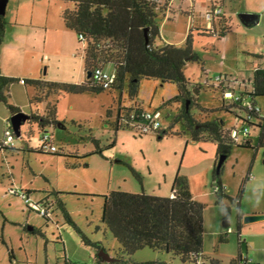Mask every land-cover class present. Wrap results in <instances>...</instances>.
I'll return each instance as SVG.
<instances>
[{"label": "rangeland", "instance_id": "374dc122", "mask_svg": "<svg viewBox=\"0 0 264 264\" xmlns=\"http://www.w3.org/2000/svg\"><path fill=\"white\" fill-rule=\"evenodd\" d=\"M248 1L264 2L227 0V10L248 12L243 11L250 8ZM206 3V0H195L194 10H191L192 0H175L177 12L170 19L160 16V23L164 20L162 31L166 38L172 43L184 44L185 34L191 29V16H194V21L206 18ZM62 8V0H11L8 3L4 14L8 22L17 15L19 20L33 19L34 22L40 20L49 24L48 28L42 25L28 26L24 34L30 41L18 47L16 54L19 61L8 62L9 70H17L20 76L27 78L32 74L38 76L43 73L62 83L81 78L78 63L82 59V43L77 34L64 27L56 29L51 26L52 21L62 23ZM235 17L228 32V40L215 38L212 42L220 51H205L197 43L196 49L202 55L205 66L191 62L185 67V75L191 82L189 87L193 91V102L199 104L192 105L191 113L201 121L206 119L204 115L209 119L219 116L229 128L239 120L237 114L245 115V112L237 106H233L230 111L201 110V107L211 109L221 106L219 92L207 87L206 79L220 72L237 74L246 70L251 61L247 46L264 52V33L257 30L261 26H254L257 28L250 30L249 27L241 26L243 24L238 20V15ZM258 25H264V22ZM36 50L47 52L40 68L36 62L40 53L36 55ZM74 53H78L77 57H74ZM209 55L214 57L207 58ZM13 86L26 99V87L19 83ZM194 87L200 88L199 91ZM27 88L31 89L29 85ZM127 89L126 82L122 90L111 88L99 93L70 92L61 96L57 110L63 125H50L47 129L52 133L60 155L28 149L1 151L0 264H66V261L78 264H118L116 261L100 260L95 246L85 243L76 226L91 241L99 242L110 256L116 257L120 244L101 221L104 205L102 195L116 189L167 195L177 172L187 177L195 198L205 205V255L197 263L194 260L184 261L165 250L144 247L129 257L125 256L129 261L123 264H231L233 260L237 264L240 254L248 255L254 264H264V218L248 223L242 219L240 228L238 210L230 198L224 197L223 203H216L213 181L218 159L217 142L206 138L193 140L183 122L173 120L181 108L180 102H172L178 93V84L154 78H142L140 81L136 100L144 109L161 112L162 129H168V134L162 137L156 131L141 134L135 127L114 130L111 123L119 106L130 107L132 103ZM51 96L50 102L54 105L58 94L53 92ZM259 104L264 109V98L259 99ZM109 110L111 117L107 114ZM6 113L12 115L0 101V142ZM27 126L26 122L21 127L22 134ZM250 128L253 146L233 144L221 172L228 196H239L240 187H244L240 195V210L244 214H251L245 213L249 210L264 211V144L259 146V132L253 126ZM28 132L33 134L35 130L29 129ZM90 135L96 137L102 147H107L115 140L113 147L105 149L106 157L100 154L74 156L85 155L95 148ZM22 136H16L15 145L23 146L25 137ZM32 141L36 145V136ZM85 162L88 166L84 165ZM25 187L32 188L30 195L35 201L46 195L57 201L56 191H60L59 197L76 226L65 217L58 204L51 207V220H46L40 213L30 210L22 197L10 192L11 188ZM224 206L231 209L226 219ZM224 220H230V225L224 226ZM229 228L232 231L226 235L227 239L221 240L218 231L225 233ZM239 237L246 241L247 247H240Z\"/></svg>", "mask_w": 264, "mask_h": 264}, {"label": "trees", "instance_id": "16d2710c", "mask_svg": "<svg viewBox=\"0 0 264 264\" xmlns=\"http://www.w3.org/2000/svg\"><path fill=\"white\" fill-rule=\"evenodd\" d=\"M64 1L70 4L62 11L65 26L73 29L77 33L79 41L85 43L83 55L87 73L98 66H110L117 72V79L111 88L122 90L124 84L128 83L127 92L133 104L130 107L119 106L115 119L111 123L114 130L118 131L125 127L137 128L139 117L136 116L132 119L130 115L133 110H136L137 113L142 110L141 104L135 102L142 78H154L162 82H176L178 84V93L172 102H180L181 108L173 120L174 122L182 121L193 140L206 138L217 142L218 159L214 168L213 181L217 197L216 203H223V198L229 197L232 204L237 207L241 228L243 213L240 210V195L241 193L243 194L244 187H240L239 196H228L221 179L222 165L218 168V162L221 155L228 156L230 154L235 143L244 147L253 146L252 138L240 142L234 140L231 134L238 127L248 125L253 126L254 129L256 128L259 132V146L263 145L264 117L254 114V120L252 122L249 121L246 117L251 114V111L242 106L239 100L225 97V89L222 85H217L214 78H207L205 85L219 92L221 106L211 109L201 107V110L207 112L218 109L230 111L233 106H237L245 112V115L242 113L237 114L239 120L231 128L226 127L224 119L219 116L209 119L207 115H204L206 119L202 121L196 119L194 114L191 113V107L193 104L198 103L196 101L193 102V91L189 87L191 82L185 75V67L188 63L197 62L201 64L203 61L202 55L196 49V44L200 43L201 48L204 47L201 41H197L195 35L205 38L206 36L217 34L218 38H220L225 34L227 28H219L218 30L214 27L203 28L198 29L197 32L191 28L184 44L178 45L172 42H165L161 35L160 16L167 9V0ZM6 24L5 15L0 14V46L4 39ZM81 34L84 39L80 38ZM205 50L207 49L205 48ZM261 57L263 65H258L254 69L252 91L248 94L258 105L260 104L257 102V98L264 97V57ZM17 80L18 78L16 77L2 74L0 67V101L8 107L11 114L20 111L18 107L9 102L10 87ZM25 83L32 87L34 92L31 97V103L37 104V102L42 100L47 101L45 108L41 111L42 113H40L39 109L38 112H31L29 119L26 121L30 125L29 129L36 127V150L53 154H59L60 150L56 152L45 151L42 149L41 143V134L48 129V126L63 125V122L57 119L56 104L58 97H56L54 105H52L50 102L52 99V97L50 98L51 94L54 92V94L62 95L84 91L99 93L102 90H106L94 83L92 75L82 84L44 81L41 79H25ZM198 86L202 87L200 84ZM194 88L197 91L200 89L198 87ZM51 89L55 91L51 92ZM58 90L62 91V93H57ZM188 101H190V104L188 103L187 107ZM107 114L108 117L112 116L110 110ZM156 132L162 137L168 134V129H160ZM22 135L24 136V134ZM89 138L95 144V148L85 155L80 156L77 154L74 156L85 157L89 154H100L106 157L104 154L105 149L115 145L114 140L107 147H102L96 137L90 135ZM0 148L13 149V147H3L2 145H0ZM84 165L88 166V163L85 162ZM133 172L136 176H139L136 171ZM26 191L30 193V190L26 189ZM58 193L60 191H56L57 201L46 195L39 202L43 203L50 212L52 211L51 207L58 204L63 210L65 217L75 225ZM102 196L104 205L101 221L120 244L116 257H113V261L118 264L128 262L129 259L125 258V256L129 257L144 247L165 250L179 256L184 261L194 260L197 263L205 255L203 251L205 205L195 198L187 177L180 172L175 174L168 195L162 196L149 194L145 191L131 192L116 189ZM28 208L34 210L31 207ZM230 213V207L224 206L225 219ZM42 216L46 220H51V216ZM76 228L85 243L94 245L97 252L102 248L99 242L91 241L77 226ZM240 228L239 234H241ZM228 233V230L225 233H221L220 239L226 240ZM239 236L241 237V235ZM240 237V247L245 245L247 247L246 241ZM243 258L240 254L237 264H240ZM99 259L102 260L101 258ZM72 263L66 261V264ZM231 264H236V261L233 260Z\"/></svg>", "mask_w": 264, "mask_h": 264}, {"label": "crops", "instance_id": "0c3cea01", "mask_svg": "<svg viewBox=\"0 0 264 264\" xmlns=\"http://www.w3.org/2000/svg\"><path fill=\"white\" fill-rule=\"evenodd\" d=\"M10 1L11 0H8L7 5H8V3ZM192 1H193V4L191 6V10H194L195 0H192ZM206 1H207V3H206V6H207L206 12L209 9H212L214 6H219L222 9L221 15L215 16V18L213 20L212 19H207V18L204 17L205 19H203V20H202V18H200L199 20L195 19V21H194V16L192 15L191 16L192 17L191 18L192 22H191L190 28H193L194 31L197 32L198 29H203V28L214 27V28H216L218 30L219 28L226 27L227 29H226L225 34L223 36H221L220 38H218L217 34L209 35V36H206L205 38H201V37L195 35V38L197 39V41H201L202 46L204 48H206L208 51L209 50H213V51H218L219 52L220 50L217 48V46L212 43L213 40L215 38H218V39H221V40H226V41L228 40V32L230 31V28L232 27L231 25H232L234 19L236 18L235 16L238 15V18H239L238 20L242 23V21H241V19L239 17L240 12H238V10H236V9H233L231 11L227 10V8H228L227 0H206ZM167 2H168L167 9L165 10L163 16H164V18L170 19L177 12V9H176V6H175V0H167ZM62 3H63L62 11H63V9L65 7L70 6V4L65 2L64 0H62ZM247 4L250 6V8L247 7L243 11H248V12H251V13H258V14H260V19H259L258 22L254 23V24H252L250 26H247L244 23H242L243 25H241V26H244V27H247V28L249 27L250 30H253V28H257V27H254V26H261L257 30L261 31V33H264V25H258L260 22H264V2H262V4H260L259 2L258 3H256V2L252 3L251 1H248ZM188 9H190V7ZM62 11H61V14H60V18L62 20V23H60L59 21H57V22L56 21H52L51 22V24H52L51 26L56 28V29H60V28H63V27L67 28V29H70V28L65 26V23H64L63 18H62ZM187 13L189 14L188 11H187ZM24 20H25V18L23 20H19V16L16 15L9 22L7 21L4 39H3V42H2V44L0 46V67H1L2 74L18 78L17 82H15L13 84L19 83V84H22V85H24L26 87V99L24 97H22L20 92H18V89H16L17 87H15V86L10 87L9 102L11 104L15 105L16 107H18L20 111H24V112H26L28 114H30L31 112H36L38 109H39L40 113H42L41 111H42L43 108H45V106L47 104V101L46 100H42L40 102H37V104L31 103V97L34 94L33 89H32V87H30L31 89L27 88V84L26 83H22L20 81V79H41V80H44V81H56V82H58V81L55 80V78H52V77L48 78V76L43 74V73L40 74V75L38 74V76L36 74H32V76L30 78H27L26 76H20L18 74L17 70L14 71V70H9L7 68V66H8L7 63L8 62L12 61L13 63H16L17 61H19V59L17 57V54H16L18 47L19 46L22 47V45H25V44L29 43L30 40L24 34V33L27 32L28 26L30 27V26L42 25L45 28L49 27V24H47V21L46 22L45 21L44 22H40V20H38V21L34 22L33 19L32 20L30 19L29 21H24ZM162 23H164V20L160 23V30H161V35L163 37V40L165 42H172L171 40H168L166 38V36L164 35V33L162 31ZM70 30L74 31L73 29H70ZM187 34L188 33L185 34V38H186ZM79 42L82 43V52L80 53L82 59L78 63L79 69H80L79 71H80L81 78H79V80L73 79V80H71L70 82H67V83L82 84V83H85L87 78H88V73H87V69H86V66H85L84 55H83V48L85 46V43H83L81 41H79ZM246 49H247V52L251 56V61L249 62L250 64H249V66L246 67V70H244V71L242 70L241 72L239 71L237 74H230V73H233V72H230V71L229 72H224V73L220 72L219 74L228 73L229 75L237 77L238 80H239V83L241 81H243L246 84H248L249 81L252 80L254 69L258 65H261V64L263 65V59H262L261 56H264V52L263 51L254 50V48L250 49L248 46L246 47ZM207 50H205V51H207ZM38 54L40 55V57L36 59L37 60L36 62L38 64H40V66H39V68H40L43 65L44 61H45V57L47 55V52L46 51H42V52L39 51L38 52L36 50V55H38ZM73 55H74V57H77L78 53H74ZM213 57L214 56H211V55L207 56V58H213ZM200 65L204 67L205 66V61L203 60ZM210 77L211 76H209L208 78H210ZM239 83H235V87L236 88L239 87V85H238ZM61 96H64V94L58 95V100H57V104H56V113H57V119L58 120H60V117L58 115L57 105L59 103V100H60ZM51 97L52 96H50V98ZM260 98H264V97L257 98V102L258 103H259V99ZM135 102L141 104L137 100ZM132 104L133 103H131V105ZM261 108H262V106H261ZM262 110H263V113H264V109L263 108H262ZM10 114H11V112H10ZM10 117L11 116H9V113H6L5 119L10 118ZM25 124H26V122L23 123L22 126L25 125ZM29 126L30 125L28 124L27 128L25 129L26 131L23 133L24 136H22V137H25L24 138L25 143L23 144V146L14 145L13 149L12 148L11 149L10 148H8V149L0 148V153H1L2 150H5V151L6 150L19 151L21 149L22 150H26V151L28 149L29 151L36 152L37 151L36 150L37 149L36 148L37 142H36V145H35V142L32 141V138H35V136H36V131L30 136V133L28 132L29 131ZM35 129H36V127L34 126L33 130H35ZM24 189L30 190V194L33 191L32 188H30V187H25ZM245 213H264V211L260 212L258 210H249V211H247ZM243 215H245L244 212H243ZM240 232H241V229H240ZM218 233H222V231H218ZM241 255L243 257H247V258L251 259L248 255H243V254H241ZM257 264H259V263H257Z\"/></svg>", "mask_w": 264, "mask_h": 264}, {"label": "built area", "instance_id": "2783aa9c", "mask_svg": "<svg viewBox=\"0 0 264 264\" xmlns=\"http://www.w3.org/2000/svg\"><path fill=\"white\" fill-rule=\"evenodd\" d=\"M222 13V9L219 6H214L212 9H209L206 12L207 19H214L215 16H219ZM81 39H84V36L80 35ZM264 57V56H263ZM93 81L103 89H110L112 85L115 83L117 79V72L108 67L98 66L92 70ZM211 78V77H210ZM215 79L216 84H221L225 89V97L232 98L234 100H239L242 106L246 107L251 111V114H248L246 117L249 121H253V115L256 114L258 116L264 117L263 110L260 105L256 104L252 98L249 97V93L252 91V80L249 81L248 84L239 80L237 77L229 75V74H218L213 77ZM207 80V79H206ZM22 83H25V79H20ZM235 83H239V87H235ZM136 116L139 117V121L137 122V129L140 133H148L151 131H158L162 129L161 123V112L159 110H148L142 108L138 113L136 110L131 112L130 117L134 119ZM251 126L244 125L243 127H238L232 131V137L235 141H246L252 137L251 135ZM16 133L13 127V123L10 118L6 119L3 138L0 142V145L3 147H13L15 145ZM53 135L50 131L46 130L41 134V143L42 149L49 152H56L60 149L53 141ZM10 192L13 195H17L22 197L26 205L36 210L41 215L51 216V212L49 209L41 202L33 200L30 193L26 191L24 188L14 189L11 188ZM173 197V195H172ZM232 231L231 228L228 230ZM78 264V263H72ZM240 264H254L252 259L247 257L243 258V261Z\"/></svg>", "mask_w": 264, "mask_h": 264}, {"label": "water", "instance_id": "95a60500", "mask_svg": "<svg viewBox=\"0 0 264 264\" xmlns=\"http://www.w3.org/2000/svg\"><path fill=\"white\" fill-rule=\"evenodd\" d=\"M7 2L8 0H0V14L3 15L6 13V9H7ZM239 17L242 21V23H244L247 26H250L256 22L259 21L260 19V14L258 13H251V12H241L239 14ZM146 37H147V33H146ZM92 74V71L88 72V77H90ZM188 103L187 102V107H188ZM29 114L24 112V111H18L14 114L11 115L10 119L13 123V127L15 130V133L17 136H21L22 132H21V126L23 123H25L28 119H29ZM226 158V155H221L219 162H218V168H220V166L222 165V163L224 162ZM264 218V214L263 213H251V214H245L243 215L242 219L245 223L254 221V220H258V219H262ZM224 226H229L230 225V220H225L223 222ZM97 255L99 258H101L102 260H106V261H113V257L109 255V253L104 249L101 248L98 252Z\"/></svg>", "mask_w": 264, "mask_h": 264}]
</instances>
